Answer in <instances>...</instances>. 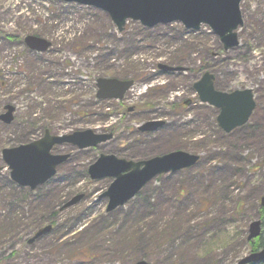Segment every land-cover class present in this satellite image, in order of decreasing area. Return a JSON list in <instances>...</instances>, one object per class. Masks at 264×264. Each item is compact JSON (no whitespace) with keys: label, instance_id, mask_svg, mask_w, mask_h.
Returning <instances> with one entry per match:
<instances>
[{"label":"rangeland","instance_id":"1","mask_svg":"<svg viewBox=\"0 0 264 264\" xmlns=\"http://www.w3.org/2000/svg\"><path fill=\"white\" fill-rule=\"evenodd\" d=\"M241 12L239 45L225 50L208 26L146 28L130 20L121 32L96 7L0 0V115L6 105L16 108L11 124L0 120V220L19 218L25 227L18 239L3 235L0 264H236L250 253L249 225L259 219L264 195V0H244ZM29 35L50 48L30 49ZM205 73L218 90L253 89L256 108L247 124L230 133L219 127V109L201 103L194 88ZM102 77L134 85L122 100L99 99ZM150 120L165 126L141 131ZM46 130L114 138L87 149L55 146L53 154H71L57 174L35 190L19 187L2 151ZM173 150L201 159L106 211L103 195L113 179L92 180L88 173L101 154L141 161ZM52 221L50 234L28 244ZM140 238L148 242L144 248Z\"/></svg>","mask_w":264,"mask_h":264},{"label":"water","instance_id":"2","mask_svg":"<svg viewBox=\"0 0 264 264\" xmlns=\"http://www.w3.org/2000/svg\"><path fill=\"white\" fill-rule=\"evenodd\" d=\"M68 3H78L93 6L105 11L119 31H123L128 20L138 21L144 27L152 28L159 24L182 23L185 28L199 30L202 25L209 26L218 35L229 50L239 45L237 30L243 25L240 5L243 0H62ZM29 48L38 52L46 51L51 43L38 36L29 35L25 38ZM164 70H178L161 66ZM132 80L117 78H99L97 97L99 99L124 98L133 86ZM199 99L220 110L217 117L219 127L226 133L245 125L255 107L254 92L251 88L223 92L215 89L214 76L206 73L194 85ZM189 102H186L188 105ZM6 112L0 115V120L11 124L14 120L15 107L7 105ZM131 111V109H130ZM164 125L163 121L151 120L142 127L143 132L156 131ZM112 134H97L92 130L77 131L66 135H53L49 130L39 139L17 147L5 148L3 160L11 170V180L21 187L35 190L53 178L57 167L65 163L70 154H52L55 145L71 144L79 149L95 147L107 142ZM200 156L186 151L177 150L155 156L142 161L118 158L115 155L101 154L92 164L88 173L92 180L113 178L104 197L108 198L106 211L108 213L124 206L133 199L153 179L159 175L175 173L189 169L197 164ZM83 198L79 195L68 202L64 208L78 203ZM264 206V196L261 198ZM53 226L48 225L38 230L29 240L33 243L38 238L51 232ZM262 233V221L255 220L249 226L247 240L252 241ZM264 261V246L260 251L251 252L236 264H251ZM136 264H150L141 260Z\"/></svg>","mask_w":264,"mask_h":264},{"label":"trees","instance_id":"3","mask_svg":"<svg viewBox=\"0 0 264 264\" xmlns=\"http://www.w3.org/2000/svg\"><path fill=\"white\" fill-rule=\"evenodd\" d=\"M26 142H28V140ZM12 185L15 186L14 183H12ZM15 187H17V186H15ZM17 188H19V187H17ZM19 189L23 190L22 188H19ZM258 216L262 220V223H263V233H262L261 237L258 238L257 240H255L254 242H248V245L251 248V252L258 251L264 245V206L260 205L259 211H258ZM7 219L11 220L10 223L7 221L0 220V240L3 238V235L6 233H8V234H15L16 233V236L18 239V236H19L18 232H21L20 228H25L24 225L19 224V221H18L19 218H16L15 220H13L12 217H10ZM51 223L54 224V221H52ZM141 239H143V238H140L139 239L140 241L138 240L139 241L138 244L141 248H144L146 245H148V242L146 240H141ZM135 248L137 249L138 247H135L134 245L131 246V249H135ZM252 264H264V262L252 263Z\"/></svg>","mask_w":264,"mask_h":264},{"label":"bare ground","instance_id":"4","mask_svg":"<svg viewBox=\"0 0 264 264\" xmlns=\"http://www.w3.org/2000/svg\"><path fill=\"white\" fill-rule=\"evenodd\" d=\"M259 220H261L260 218H259ZM262 221V220H261ZM262 233H263V223H262ZM262 233H261V235H262ZM261 235L258 237V238H260L261 237ZM257 238V239H258ZM264 246V245H263ZM263 246H262V248H263ZM262 248H260L258 251H260Z\"/></svg>","mask_w":264,"mask_h":264},{"label":"flooded vegetation","instance_id":"5","mask_svg":"<svg viewBox=\"0 0 264 264\" xmlns=\"http://www.w3.org/2000/svg\"><path fill=\"white\" fill-rule=\"evenodd\" d=\"M113 138H114V135H113ZM113 138H112V139H113Z\"/></svg>","mask_w":264,"mask_h":264}]
</instances>
